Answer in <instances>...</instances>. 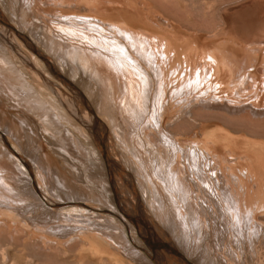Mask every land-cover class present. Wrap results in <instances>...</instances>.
<instances>
[{"label": "bare ground", "instance_id": "1", "mask_svg": "<svg viewBox=\"0 0 264 264\" xmlns=\"http://www.w3.org/2000/svg\"><path fill=\"white\" fill-rule=\"evenodd\" d=\"M81 2L92 9L101 7L104 17L96 18L87 12H58L52 18L55 19L53 27L47 30L27 17L31 0H8L6 4L13 22L27 31L10 24L9 14L0 10V58H7L14 67L16 62L12 58H25L13 53L11 37L28 58H34L46 70L45 62L33 52L44 55L35 39L32 40L34 37L44 46L43 51L48 55L44 56L53 67L56 63L64 70L65 63L72 67V77L82 71L98 80L104 97L101 114L112 123L122 159L136 172L137 190H141L138 194L167 230H162L153 220L144 203L138 201L139 208L135 203L129 204L126 178L111 153V139L101 135L99 120L85 96L81 99L67 86L72 94L67 103L72 109H68L53 82L37 71L34 81L18 72L27 83L22 89L26 104L36 106L31 111L41 115L42 102L47 103L58 123L62 117L74 119L72 125L83 138H89L97 154H91L71 130L66 129V137L60 130L56 143L65 152L73 151L71 142L75 149L78 146L89 164L80 157L77 161L89 170L90 179L103 189L107 200L94 189L77 195L63 182L51 185L46 177L38 181V187L30 165L27 172L19 163L11 166L5 162L6 153H11L6 147V152L0 150V229L17 230L26 238L39 240L48 249L54 244L63 253L76 247L77 263L87 259L92 264H188L177 250L180 247L192 264H220L223 257L231 258V242L238 248L243 243L245 252L254 244L256 251L261 245L264 247V223L257 222L258 215L264 216V140L246 138L244 134L234 136L227 128L220 127L221 123L213 126L208 121L196 120L205 114L238 113L246 106L264 120V19L256 28H259L258 39L223 37L216 44L212 41L211 49L200 51L195 45H181L176 31L173 34L171 29H160L163 26H156L153 16L136 10L130 0H124L122 7L111 4L106 7L100 0ZM16 5H20L25 19L17 20ZM233 7L234 11L236 5ZM243 18L247 21L256 16ZM185 39L186 44L191 42ZM20 62L30 66L26 60ZM52 93L56 96H51ZM246 95L249 96L244 98ZM151 99L154 106L148 112L147 102ZM116 111L125 119L124 129L117 123ZM191 122L197 124L187 131L186 126ZM42 191L68 200L75 207L59 210L61 205L52 199L54 204L48 203ZM79 200L98 207L108 206L126 222L109 210H100L110 214L104 217ZM83 210L88 213H81ZM167 231L177 239V245ZM148 233L156 234L159 242ZM0 251L2 259L8 260L3 245ZM256 259L262 262L259 256Z\"/></svg>", "mask_w": 264, "mask_h": 264}, {"label": "rangeland", "instance_id": "2", "mask_svg": "<svg viewBox=\"0 0 264 264\" xmlns=\"http://www.w3.org/2000/svg\"><path fill=\"white\" fill-rule=\"evenodd\" d=\"M100 1H101V4L105 5L106 7L107 6L111 7V5L112 6L116 5L115 7L117 6L122 7L123 6L122 2L124 0H115V1L114 0H100ZM112 1H114V3ZM250 1H251V4H250ZM261 1L264 2V0H261ZM7 2L8 0H0V10L4 14H6L7 12V15H8L9 13H11V11L7 8L8 7V5L6 4ZM32 2L34 5L35 4L36 5L34 6ZM130 2L133 3L134 8L136 10L138 9V11H140L143 14H147V16L149 17L153 16V21L155 22V24L157 22L156 26L158 27L163 26L161 28L159 27L160 29L162 30L171 29L173 34L176 31L175 36L178 37L177 39L179 40V43L181 45L183 46L184 44L186 46L195 45L197 49L200 51H207L211 49L214 45L212 41L215 42L216 44L217 41L219 42L220 39L222 40L223 37H234L237 40H241V39L242 40H245V39L253 40V38H255L256 40L258 39L257 33L259 32V28L257 30L256 28L260 26L259 22L260 23H262V21L264 22V20H262L264 19L263 18L264 10L262 8V6L264 7V3L260 2V0L259 1L254 0V2H252V0H130ZM257 2H258V5L256 6ZM252 4L254 6H252ZM259 4L261 6H259ZM235 5H236V9L238 8V10L235 9L234 10L235 12H234L233 9L235 7L232 8V6H235ZM241 5L242 6L244 5L245 8H243L244 6L240 7ZM30 7L31 8L26 9L28 12L27 17L28 18L30 17L29 19L32 20L35 24L41 25L43 27L45 26L44 28H46L47 30L53 27V23L55 19H52V18H55V14L58 12H62V13L87 12L89 13V15H93L96 18L104 17L101 14V11H103L101 7L99 8L93 7L94 9H92L91 8L92 6L88 7L84 5L81 2V0H31ZM109 7L108 9H110ZM15 8H16V13H17V20L20 18L25 19L24 12L20 11V8H21L20 5H16ZM35 9L36 10L38 9V10L36 11ZM253 10L254 12L256 11L254 14H253ZM32 12L33 14H31ZM240 13H243L245 18L247 19L249 16L251 18L256 16L257 19L256 18H252L253 20L248 19V20H252L254 24L251 21L247 22L248 20L247 21L246 19L244 20L243 14L240 15ZM43 16H45L46 18L45 17L43 18ZM7 18L10 20V21L8 20L10 24L12 23L13 26H16L20 30L22 29L21 24H15L13 22L10 14L9 16H7ZM107 19H111V18L107 17ZM158 21L162 23L159 24ZM245 23L247 24V26ZM254 25L256 26L254 27ZM251 27H253L252 30H250ZM24 30L25 32L27 31L26 29H23L21 31L24 32ZM86 32L90 33L88 31ZM176 33L177 34L179 33V35H177ZM250 33L251 34L254 33V35H250ZM91 34H93V32H91ZM255 34H256V37H255ZM186 37L189 38V41L191 42L186 44L185 42V40L187 41V39H185ZM9 38L12 41L11 44L14 47L13 53L14 54L16 53L17 55H22V57L24 56L25 58H12V60L16 62L15 63L16 68L12 66L11 61L7 60V58H0V89H1L0 90V150H2V152H6L7 151L6 147H8L11 150V153H8V154L6 153V157L4 159L5 162L11 166L19 163L21 166V169H25L27 170V172H30V169L28 168V166L30 165L29 167L32 169L33 178L37 181L38 187H40L38 181L41 178L46 177V179L49 181L51 185H54V183L57 181L63 182L65 183V185H67L70 188L71 191H74L77 195L82 194L84 192H88L89 189H94L99 192V195H101L103 199L104 198L106 199L105 197L106 193L102 191L103 189H101L100 186H96L95 182L92 181V179H90L89 170H87L85 165L84 166L82 164L80 165L79 162L77 161L78 159L81 158L83 161L85 160L84 162L89 164L86 156L82 155V153L80 152V149L78 148L77 143H76V146H77L76 149L74 148V144H72V142L70 143V146H71L70 148L73 149V151H71L73 152L72 154H70L71 152L63 151L59 147V145L56 143L57 141L56 138L59 137V133L61 134L62 132L63 136L66 137V129L67 131L71 130L73 131V134L76 135V137L81 139V143L83 144V146H86L91 151V154L95 156L97 154V151L94 149L89 138H85V137L83 138L81 133L76 129L77 127L72 125V123L75 122L74 119L72 118L66 119L65 117H62V118L60 117L61 119L58 120L59 121L58 123L57 118H55V116L52 115V111L49 109L51 106L48 105L47 103L45 105V102H42L43 105L40 108V110H42L41 115L40 113L36 114L35 112L31 111V108L33 109L35 107L37 109V107L34 105L30 107L29 105L26 104L27 101L24 100L26 98L23 97L25 95L22 89H23V85L27 86V83L24 80V76L23 77L20 76L18 72L20 71V72L25 73L26 74L25 78L29 79L30 81H31L30 78H32L34 81L35 79L33 75H34V72L37 71L42 77H45L50 82H53V84L56 86L54 87L55 90H58V93L62 95V100H64L66 104L69 102V97H72V94L70 92L71 90L63 82L55 78V76H53L49 72V70L47 69V66H46V70L48 73L46 72V70L41 69L42 67H40L34 62L33 60L34 58H28V55L19 47V45L16 46L17 44L15 43V41L13 42V39H11V37ZM31 38L32 40L35 39L33 41L39 46L38 49L44 55H47L43 51L44 46L36 38L34 37H31ZM50 59L53 60V58H50ZM22 60H26L27 62H29L30 66L24 65L22 62H20ZM237 60H240V59L237 58ZM63 66L65 67L64 70H62V68L58 64L55 63V67L57 68V70L63 76H65L69 81H71L82 92V94L87 99L88 105L90 109L93 111L92 112L93 115L99 120L98 126L101 131V135L104 138H106L107 136L108 139H111L110 141L111 153L113 154V158L116 161V165L120 168L121 172H123L124 179L126 178L125 179L126 186L128 188L130 187L129 189L127 188V191H126L129 204L131 205L132 203H135L136 207L139 208L140 205L138 201L141 204L144 203V205L148 209V212L151 214V217L153 218V220L159 224L162 230H167L164 227V225L160 223V221H158V219L154 216V214L149 209V206L147 205L143 197H140V195L138 194V192H141V190L139 191L137 190V188L139 187L137 185L136 172L135 170H133V168L131 169L129 167L128 163H125L126 161L122 159L120 155L121 154L120 148L115 144L114 131H112L113 130L112 123L107 119L106 116L101 114V112L103 111V107H101V102L104 100V97H103L102 87L100 83L98 82L96 78L88 76V73L84 74L82 71H80V73L72 77V70H73L72 67L65 63H63ZM15 84L17 87H15ZM50 95L56 96L55 93H52ZM248 96L249 95H246L244 96V98ZM21 97H23L22 98L23 100L21 99ZM39 98H41L42 100L41 96ZM152 101H149V103L147 102V105L149 106L148 112H150V110L152 111L153 109L154 101L153 102ZM151 105H152V109H151ZM67 108L71 110L72 109L71 104H67ZM192 108L195 109L196 106H193ZM244 109L245 110H241L240 112H238L240 113L239 114L240 116L238 115V113L226 114V113L221 112L219 114H214L213 116L205 114L204 117H201V118L197 117L196 120L197 122L201 120L203 121L205 120L206 123L208 121L209 123L207 124L213 125V126H220V123H221L220 127L223 126V128H227L231 133H234L233 134L234 136L239 137V136H243L244 134L246 138H250L254 140H258V139L264 140V128L262 127L264 125V120H262L263 118L257 117L254 114H252L247 106L244 107ZM118 111L115 112L114 116L116 117L117 123L120 124L124 129L125 119L121 113H118ZM196 112L197 111H194V113ZM54 113L56 112L54 111ZM63 118H65L66 120ZM45 119H47L49 123L46 122ZM216 121L217 123H214ZM54 122L55 124H53ZM196 124L197 123L194 124L193 122H191V124L188 123L186 126L187 131L192 130V128L195 127ZM58 128L60 129L58 130ZM249 128L252 130H250ZM253 128L254 129L256 128L255 129L256 131ZM104 129H106L107 131ZM242 129L244 131H242ZM257 129H258V132H257ZM60 130L61 132H59ZM248 134H250L252 138ZM261 137L262 139H260ZM138 148L140 151L143 150L139 146ZM74 157H77V158H74ZM75 163L77 164V166H75ZM208 163H206L205 165L206 168H208V165H209ZM97 177L98 176H96V178ZM27 179L31 180V177L27 176ZM130 189H132L133 195L130 194L131 192ZM42 192L45 195L44 199L47 200L48 203L51 201L50 204H54L52 202V200H54V202H58L61 205L58 208L59 210H62V209L64 210L66 208L72 209L75 207V205L68 204L69 202L68 200H60V199H57L53 195L44 193V191ZM78 202L83 204L84 206H87L89 208L96 210L98 213H100V215L104 217H108L110 214L101 212L100 210H103V211L109 210L116 214V212H114L113 209L109 208L108 206L98 207L97 205L89 201H85V200H79ZM81 213H88V212L86 210H83L81 211ZM81 213L79 212L78 214H81ZM116 215H119V214L117 213ZM119 217L121 216L119 215ZM84 218H86V216ZM122 219L123 221H125L124 218ZM258 219L259 220H257V222L264 223V216L258 215ZM147 221L152 226V229L160 235V233L154 227V225H152L149 222L148 218H147ZM150 235L151 237L154 236V238H156L155 240L158 241L157 238L159 237H157L156 234L151 233ZM167 235L174 240L176 245L178 244L177 239H175L170 232L167 231ZM222 239H224V237ZM11 240H13V242L9 244ZM262 240H264V237L262 238ZM229 242H231V239L228 238L227 243ZM230 244L231 246L229 247L233 251V253L231 251L232 253L230 255L231 258L223 257L224 261H220V264H264L263 245L258 247V251H256L257 248L255 249L256 246L254 244L252 247H250V251L245 252L243 250V243L240 248H238V245L235 242H231ZM0 245H3L6 248L7 254H8L6 258L8 260L4 261L2 259V254L0 251V264H10L11 261H14L15 264H24V263L26 264H79L80 263L81 264L82 262H83L82 264H92L87 259H85L82 262H78V263L75 261L74 254H75L76 247H71L67 251V253H63L61 249L55 248L54 244L51 248L48 249L47 247L43 246L39 240L26 238V235L24 233L20 234L19 231L14 230V229H7V228L0 229ZM58 250H61V251H58ZM177 250L179 251V254L185 260H188L190 258L188 257V259H186L187 257L185 256L184 251L182 252V249L180 247H178ZM257 252H258V255H256ZM256 256L260 257V259L262 260L261 263L257 261ZM190 260L191 259H189L188 261ZM165 262L167 261L165 260Z\"/></svg>", "mask_w": 264, "mask_h": 264}, {"label": "water", "instance_id": "3", "mask_svg": "<svg viewBox=\"0 0 264 264\" xmlns=\"http://www.w3.org/2000/svg\"><path fill=\"white\" fill-rule=\"evenodd\" d=\"M16 32V31H15ZM33 52L36 54V56L38 58H40L41 60H43L47 66V69L49 70V72L54 75L57 79H59L61 82H63L66 86L70 87L71 89L75 90L78 94H79V97L81 99H84V96L82 93H80L78 90H77V87L75 85H73L69 80H67L63 75H61L59 73V71L53 67V65H51V63L49 62L48 58L42 54H40L39 52H35L33 50ZM188 264H192L190 261L188 260H185Z\"/></svg>", "mask_w": 264, "mask_h": 264}]
</instances>
